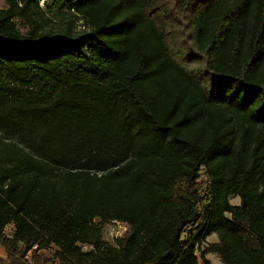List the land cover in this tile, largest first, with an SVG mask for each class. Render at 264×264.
Listing matches in <instances>:
<instances>
[{
	"label": "trees",
	"instance_id": "16d2710c",
	"mask_svg": "<svg viewBox=\"0 0 264 264\" xmlns=\"http://www.w3.org/2000/svg\"><path fill=\"white\" fill-rule=\"evenodd\" d=\"M41 1L0 8V264H264V0Z\"/></svg>",
	"mask_w": 264,
	"mask_h": 264
},
{
	"label": "rangeland",
	"instance_id": "374dc122",
	"mask_svg": "<svg viewBox=\"0 0 264 264\" xmlns=\"http://www.w3.org/2000/svg\"><path fill=\"white\" fill-rule=\"evenodd\" d=\"M42 1H43V0H42ZM42 1L40 2V5L42 4ZM0 8H4L3 0H0ZM52 25H54V24L49 23V22L47 23V26H48V27H50V26H52ZM75 30H77V31L80 30V28H78V23L75 24ZM20 32L22 33L23 30H20ZM229 203H230L232 206H237L238 203H239V200H238L237 198H233V199H230ZM9 231H11V228H10V227L7 228V232H6V233H9ZM104 239H106V240L109 241V237H108V235H107V227L104 229ZM215 242H217V238H216L215 235H212V236H210V237H208V238L206 239V241H205V245H204V246H206V245H208V244H210V243H215ZM54 252H55V248L52 247V248H50V249L47 250V251L41 252L40 254H43V256L46 257V258H51V257L53 256ZM197 255H198V253H197ZM206 259L209 260L211 264H222V263L220 262L218 256H216V255H214V254H208V255L206 256Z\"/></svg>",
	"mask_w": 264,
	"mask_h": 264
},
{
	"label": "built area",
	"instance_id": "2783aa9c",
	"mask_svg": "<svg viewBox=\"0 0 264 264\" xmlns=\"http://www.w3.org/2000/svg\"><path fill=\"white\" fill-rule=\"evenodd\" d=\"M106 227L107 235L111 243L117 240L127 231V225L118 221H112L107 224Z\"/></svg>",
	"mask_w": 264,
	"mask_h": 264
},
{
	"label": "crops",
	"instance_id": "0c3cea01",
	"mask_svg": "<svg viewBox=\"0 0 264 264\" xmlns=\"http://www.w3.org/2000/svg\"><path fill=\"white\" fill-rule=\"evenodd\" d=\"M11 228V227H10ZM6 232H7V229H6ZM11 233V231H9V233L8 234H10ZM4 260H6V254H5V252L0 248V261H4ZM209 261V260H208Z\"/></svg>",
	"mask_w": 264,
	"mask_h": 264
}]
</instances>
